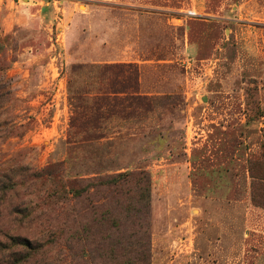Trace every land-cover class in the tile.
I'll list each match as a JSON object with an SVG mask.
<instances>
[{"label":"rangeland","instance_id":"obj_1","mask_svg":"<svg viewBox=\"0 0 264 264\" xmlns=\"http://www.w3.org/2000/svg\"><path fill=\"white\" fill-rule=\"evenodd\" d=\"M129 65L149 110L70 158ZM263 187L264 0H0V264H264Z\"/></svg>","mask_w":264,"mask_h":264},{"label":"trees","instance_id":"obj_2","mask_svg":"<svg viewBox=\"0 0 264 264\" xmlns=\"http://www.w3.org/2000/svg\"><path fill=\"white\" fill-rule=\"evenodd\" d=\"M99 78H107L105 86L97 89L96 93L90 95V100L76 104L75 115L71 119V128L74 136L70 143V158L79 150H86L97 142L105 139V128L113 117L131 118L140 113V109L149 110L148 99L140 95L139 74L132 66H105L96 69ZM80 134L76 139L75 135ZM74 139V140H72ZM90 144V145H88ZM98 150V149H95ZM99 153V151H96ZM95 153V154H96ZM94 165L100 167V171H92L95 177L83 178L81 172L69 175L68 184L82 181H99L116 183L119 179L128 175L127 173H116L109 169V163L103 155H98ZM68 170L64 163L55 165L53 174L50 175L54 182L59 183L66 176ZM69 174V173H68ZM36 178L39 175L35 176ZM264 188V187H263ZM255 200V198H254Z\"/></svg>","mask_w":264,"mask_h":264},{"label":"crops","instance_id":"obj_3","mask_svg":"<svg viewBox=\"0 0 264 264\" xmlns=\"http://www.w3.org/2000/svg\"><path fill=\"white\" fill-rule=\"evenodd\" d=\"M205 1H206V0H205ZM205 6H207L206 3H205ZM196 236H197V235H191L190 238H187V240L189 241V240H191L192 238H196ZM189 252H190V254H192L193 257H194V256L197 257V254H198L199 250L196 248V246H193L192 249H191V247H190Z\"/></svg>","mask_w":264,"mask_h":264}]
</instances>
